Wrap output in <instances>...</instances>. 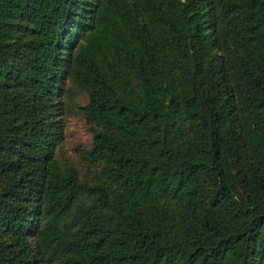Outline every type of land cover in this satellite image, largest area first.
I'll use <instances>...</instances> for the list:
<instances>
[{"label": "trees", "instance_id": "trees-1", "mask_svg": "<svg viewBox=\"0 0 264 264\" xmlns=\"http://www.w3.org/2000/svg\"><path fill=\"white\" fill-rule=\"evenodd\" d=\"M87 1L78 13L83 0H0V146L27 131L11 113L34 112L4 87L25 79L31 96L53 95L67 78L89 97L93 141L80 154L95 166L83 178L44 153L37 206L6 186L0 221L24 208L52 264H264V0H204L206 12L136 0L144 20L126 0ZM23 2L39 22L28 40L11 15ZM36 261L0 241V264Z\"/></svg>", "mask_w": 264, "mask_h": 264}, {"label": "rangeland", "instance_id": "rangeland-1", "mask_svg": "<svg viewBox=\"0 0 264 264\" xmlns=\"http://www.w3.org/2000/svg\"><path fill=\"white\" fill-rule=\"evenodd\" d=\"M92 0L87 1L88 3ZM127 7H135L138 16L143 20L147 17L144 7L136 6V0H126ZM185 0H181L183 6ZM204 0H196L194 3V11H199L203 5ZM27 5L26 2L20 6L18 11L11 13L12 17L15 15L16 21L23 25L19 28L20 35L28 40L32 37H37V29L39 26L38 20L35 19V12L33 9L21 10L23 6ZM206 5L200 12H206ZM88 4L83 3L77 7L78 13L86 12ZM205 22L203 29L200 32V37L203 43L208 42L210 35L211 21L203 13ZM36 15V14H35ZM37 16V15H36ZM12 17L10 20L12 21ZM22 38V39H23ZM23 39V40H24ZM206 56L201 59H208ZM20 71V70H19ZM22 75V71L20 72ZM19 75V76H20ZM24 76V75H23ZM16 77V75H15ZM23 80V79H22ZM9 88L4 87L6 92H12L14 99H19L20 102L26 101V105L34 108L33 113L25 114L23 110L11 113L12 120L18 123H25L27 131H24L17 136L16 140L8 147L0 146V153L2 159L8 162L6 165L0 164V189L15 188L9 194L15 204L22 203V205L29 206L31 209L35 208L40 200L41 191L44 188V168L47 159L41 158L44 153L49 156L57 157L60 160H70L74 162L80 169L83 178H90L94 165L88 163L81 157L80 149L90 147L93 141L92 125L84 116L81 109L88 103V94L75 86L69 79L63 78L59 84L60 88L57 93L50 95L45 88L38 90L37 96H31V84L29 85L24 79V82L10 83ZM66 87H71L74 95L67 97L63 95V90ZM32 112V111H27ZM34 120V124L29 126L27 120ZM26 178L22 183L18 182L19 178ZM207 184L210 180L206 179ZM22 189L21 191L18 190ZM162 210L169 209L173 213V200L164 198L161 202ZM17 207V206H16ZM11 221H0V241L11 252V254L18 260L29 257L30 253L36 254L37 261L34 264H52L46 254L39 248L38 242L32 234V228L24 232V214L25 209L11 210ZM14 217V218H12ZM9 219V220H10ZM22 220V221H21ZM21 221V222H20ZM36 217L28 222L34 226ZM20 222V223H19ZM173 222V220H172ZM178 225H180L179 221ZM173 229V226H172Z\"/></svg>", "mask_w": 264, "mask_h": 264}]
</instances>
